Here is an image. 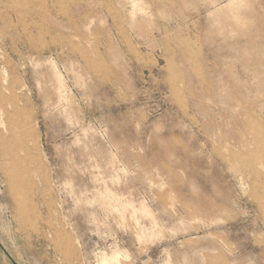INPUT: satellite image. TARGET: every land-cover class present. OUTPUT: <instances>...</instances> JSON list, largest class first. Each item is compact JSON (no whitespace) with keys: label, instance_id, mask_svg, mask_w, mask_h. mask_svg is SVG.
<instances>
[{"label":"rangeland","instance_id":"374dc122","mask_svg":"<svg viewBox=\"0 0 264 264\" xmlns=\"http://www.w3.org/2000/svg\"><path fill=\"white\" fill-rule=\"evenodd\" d=\"M104 258L264 264V0H0V264Z\"/></svg>","mask_w":264,"mask_h":264},{"label":"bare ground","instance_id":"6f19581e","mask_svg":"<svg viewBox=\"0 0 264 264\" xmlns=\"http://www.w3.org/2000/svg\"><path fill=\"white\" fill-rule=\"evenodd\" d=\"M6 130V129H5ZM103 264H109V260L107 258H104Z\"/></svg>","mask_w":264,"mask_h":264}]
</instances>
